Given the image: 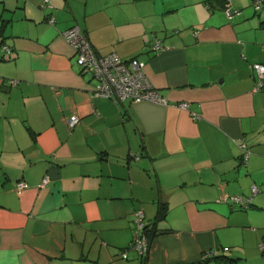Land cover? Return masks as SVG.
<instances>
[{
	"label": "crops",
	"instance_id": "1",
	"mask_svg": "<svg viewBox=\"0 0 264 264\" xmlns=\"http://www.w3.org/2000/svg\"><path fill=\"white\" fill-rule=\"evenodd\" d=\"M76 25L98 55L139 58L163 98L95 95L63 34ZM256 61L264 0H0V264H141L122 253L161 199L147 264H252L211 256H237L224 231L264 223ZM254 183L245 209L220 198Z\"/></svg>",
	"mask_w": 264,
	"mask_h": 264
},
{
	"label": "built area",
	"instance_id": "2",
	"mask_svg": "<svg viewBox=\"0 0 264 264\" xmlns=\"http://www.w3.org/2000/svg\"><path fill=\"white\" fill-rule=\"evenodd\" d=\"M230 2V0H227ZM255 7L260 8L262 0H254ZM234 10L227 8V14L233 15ZM52 23L56 22L54 15L50 16ZM66 40L73 48L78 63L83 67L92 71L94 78L97 81L94 94L98 96L108 97L115 101H122L125 98H133L136 100L159 99L163 98L157 89H155L151 83L148 82L147 75L144 70V63L137 57H131L129 59L122 58L116 51L109 52L104 55H98L88 36L84 33L80 26H71L63 31ZM154 48H160V41L154 43ZM255 69V76L257 79V85L255 90L261 88L264 89V63L255 62L253 64ZM189 102L185 101L181 103V106L188 107ZM197 114L194 113L193 117ZM80 121V117L77 114H72L68 120L70 126H74ZM47 182V178L44 179L42 185ZM28 185L25 180H19L16 183V188L21 191ZM254 191L259 190V186H253ZM223 199H233L234 201H242L243 196L232 195L225 193L221 196ZM144 213L142 210L136 212V242L134 244L137 248L146 251V237H141L139 232L142 231ZM145 223V222H144ZM144 230V229H143Z\"/></svg>",
	"mask_w": 264,
	"mask_h": 264
},
{
	"label": "rangeland",
	"instance_id": "3",
	"mask_svg": "<svg viewBox=\"0 0 264 264\" xmlns=\"http://www.w3.org/2000/svg\"><path fill=\"white\" fill-rule=\"evenodd\" d=\"M257 185L254 183L250 189L249 196H253L258 191H254L253 186ZM252 190V191H251ZM225 193L220 195V198ZM238 194V193H237ZM235 195V194H232ZM245 198H249L248 195L238 194ZM219 200V198L217 199ZM231 201L233 202L232 198ZM239 206V203H237ZM236 204V205H237ZM235 216V215H234ZM234 218V217H233ZM231 218L230 220H232ZM252 226H240L239 228L233 230H227L223 232L221 235L223 242L222 244L226 245V247L222 246L221 252H229L237 255L241 259L248 258L250 263L252 264H264V223H250ZM136 225V224H135ZM136 233V228H135ZM134 233V234H135ZM229 249V250H227ZM227 250V251H225ZM237 264H241L240 262Z\"/></svg>",
	"mask_w": 264,
	"mask_h": 264
},
{
	"label": "trees",
	"instance_id": "4",
	"mask_svg": "<svg viewBox=\"0 0 264 264\" xmlns=\"http://www.w3.org/2000/svg\"><path fill=\"white\" fill-rule=\"evenodd\" d=\"M256 62H260V61H256ZM254 63L255 62L251 63L252 66H253ZM262 63H264V62H262ZM252 68H253V76H254V80H255V84H254V89H255L258 81H257L256 76H255V69H254V67H252ZM258 90H262V89L259 88L256 91H258ZM127 99H130V98H127ZM130 101H132V99H130ZM244 156L246 158L247 151H246V153L244 152ZM257 186H259V185H257ZM235 195H238V194H235ZM233 202L239 203L240 207L245 209V208H247V207H249L251 205V203L253 202V198H252V196H249V198L243 197L242 201L237 202V201L233 200ZM136 212H135V216H134L135 222H136ZM168 212H169L168 200L167 199H161L159 201L157 214H156L155 218L149 223L145 222L143 220V227L141 228L142 231L139 232V235L141 237H143V236L146 237V244H147L146 251L145 250H141V249H139V248H137L135 246L134 241L136 242V239H137L136 233H135L132 243L129 246L125 247V249H124V251L122 253L123 256L127 255L128 248H133V249H136L140 253L141 258H142L141 264H147L149 253H150V247H151V244H152V240H153V238L155 237V235H156V233L158 231V223H159L160 220H163V219H165L167 217ZM136 230H137V227H136ZM206 258L207 259L204 260V261H207L209 259L208 257H206ZM211 258L215 259V260H219V261H223L224 260L226 262H235V261H238L240 257L230 256V255H228L226 253H222V254H216L215 256H211Z\"/></svg>",
	"mask_w": 264,
	"mask_h": 264
}]
</instances>
